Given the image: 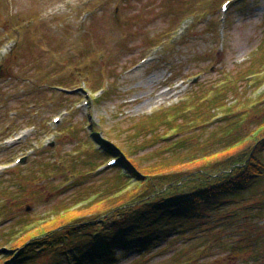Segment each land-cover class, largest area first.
<instances>
[{
  "label": "rangeland",
  "instance_id": "rangeland-1",
  "mask_svg": "<svg viewBox=\"0 0 264 264\" xmlns=\"http://www.w3.org/2000/svg\"><path fill=\"white\" fill-rule=\"evenodd\" d=\"M241 1L0 0V248L23 235L29 218L37 226L57 225L66 214L74 221L96 219L108 199L139 187L132 180L120 195L100 196L107 186L115 189L119 174L106 164L115 157L106 147L132 141L137 153L130 160L135 165V157L142 158L141 171L150 173L148 166L173 153H161L165 142L137 128L187 95L200 101L228 87L230 109L217 108L219 116H242L249 126L264 121V98L258 103L264 65L248 70L264 61V0ZM250 71L259 74L253 78ZM231 85H239L236 94ZM212 122L190 130L200 145L185 156L223 125ZM261 156L264 161V148ZM187 160L180 168H192ZM176 179L167 177L159 188L179 186ZM169 180L176 182L165 185ZM237 205L220 210H238L239 219L224 224L222 214L215 246L194 264H264V207L254 216L257 211ZM254 234L261 236V253L252 250ZM182 243L169 239L114 264H172L184 257L179 248L191 247Z\"/></svg>",
  "mask_w": 264,
  "mask_h": 264
},
{
  "label": "trees",
  "instance_id": "trees-1",
  "mask_svg": "<svg viewBox=\"0 0 264 264\" xmlns=\"http://www.w3.org/2000/svg\"><path fill=\"white\" fill-rule=\"evenodd\" d=\"M256 63L258 65L255 68L250 67L248 70H257L264 65V61ZM258 74V71H250L248 75L256 78ZM234 86L231 85L236 94L239 85ZM206 90H200V95H204ZM226 90L224 93L221 90L215 93L209 91L200 101H192L191 96L187 95L170 107L146 117L148 122L137 128L139 133L142 132L141 135L145 134L146 137H158L166 144L160 152L173 153L162 162L148 166L151 167L150 173L141 171L140 165L145 164L142 158L135 157L138 162L135 165L130 160L129 157L137 153L132 141L122 148L117 145L106 147L108 155L115 154L117 157L119 174L115 175V189L111 190L107 186L100 196L110 198L114 194H117L115 197L120 195L131 182L130 178L139 187L117 199H108L105 203L109 204L103 205L104 211L101 212L102 208L96 210V219L74 221L73 217L66 214L60 218L67 217V220L57 225L45 223L37 226V219L30 222L33 218H29L23 235L16 237L9 247L0 248V264H114L121 256L145 254L154 247L167 245L169 239L179 240L183 242L182 246L190 244L192 247L184 250L179 248V254L184 257L172 264H194L207 249L215 246L218 237L213 234L220 222L219 218L223 219L222 214L228 217L224 224L239 219L238 210L223 213L220 210L239 204L242 211H257L254 216H258L264 207V161L261 156L264 121L254 120L249 126L248 120H241L242 116L232 120L226 119L225 114L219 116L215 112L217 108L230 109ZM263 94L264 90L258 96L259 100L261 98L258 102L260 105L263 104L264 96L260 97ZM208 117L214 121L212 123H223L222 128L218 126L200 149L185 156L183 153L200 145V141H193L196 137L192 136L190 130L200 127L206 129V124L211 122H206ZM160 127L161 131L158 130ZM180 133L185 134L178 137ZM199 150L204 152L200 154ZM187 157V162L194 163L190 170L180 168V160ZM172 175H177L176 181H181L180 185H168L176 181L167 180L165 185L168 186L160 189L163 181ZM152 176L156 178L152 180ZM155 180L159 181L155 184ZM187 183L192 186L185 187ZM251 188L256 192L253 197L246 199L245 193ZM75 212L80 217L84 215V211ZM214 213L219 214L210 219ZM254 235L250 236L252 250L254 248L261 253V236ZM202 240L205 241L201 243ZM210 240L213 243L208 244ZM185 249L191 250V253L187 254ZM250 259L256 260L253 256Z\"/></svg>",
  "mask_w": 264,
  "mask_h": 264
},
{
  "label": "bare ground",
  "instance_id": "bare-ground-1",
  "mask_svg": "<svg viewBox=\"0 0 264 264\" xmlns=\"http://www.w3.org/2000/svg\"><path fill=\"white\" fill-rule=\"evenodd\" d=\"M160 95H162V94H160Z\"/></svg>",
  "mask_w": 264,
  "mask_h": 264
},
{
  "label": "water",
  "instance_id": "water-1",
  "mask_svg": "<svg viewBox=\"0 0 264 264\" xmlns=\"http://www.w3.org/2000/svg\"><path fill=\"white\" fill-rule=\"evenodd\" d=\"M24 160V159H23Z\"/></svg>",
  "mask_w": 264,
  "mask_h": 264
}]
</instances>
